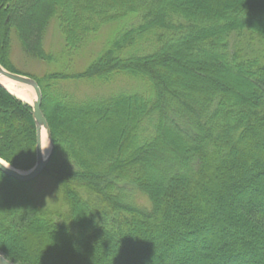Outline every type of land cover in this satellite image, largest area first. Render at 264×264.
Segmentation results:
<instances>
[{
    "label": "trees",
    "instance_id": "16d2710c",
    "mask_svg": "<svg viewBox=\"0 0 264 264\" xmlns=\"http://www.w3.org/2000/svg\"><path fill=\"white\" fill-rule=\"evenodd\" d=\"M51 26L68 67L114 34L77 72L17 71L13 41L51 62ZM0 65L40 89L56 193L42 203L35 180L0 173L5 259L264 264V0H0ZM35 146L31 107L0 85V159L28 171Z\"/></svg>",
    "mask_w": 264,
    "mask_h": 264
},
{
    "label": "rangeland",
    "instance_id": "374dc122",
    "mask_svg": "<svg viewBox=\"0 0 264 264\" xmlns=\"http://www.w3.org/2000/svg\"><path fill=\"white\" fill-rule=\"evenodd\" d=\"M113 29L111 26L104 27L100 33V39L94 40L91 42L87 48H84L83 54L79 55L78 59L74 60V63L76 61V64H72L71 67L67 66V63L65 58L61 57V47H62V37H60V34L58 31H56L52 26L49 27L46 35H45V42L44 47L45 50H47L51 54V62H36L31 61L23 57V55L18 50L15 41L12 43V51H11V61L14 64V67L17 71H19L22 74H28L35 77H42L48 73L52 72H77L80 70V68H84L86 64L91 62L95 55L99 53L100 47L106 41L107 38H110L113 36ZM182 55H185L184 52H181ZM76 56V55H74ZM77 57V56H76ZM75 58V57H74ZM193 60H197L199 58L195 57ZM62 88L68 90L69 93L74 94L78 97H88L91 96L94 93V89L88 87L87 85L79 82H63L60 85ZM135 88V85L131 82H127V85L124 83L121 84H115L110 89L111 92H116V90H130ZM8 90L12 93H15L17 91L21 90H28L30 91L31 99H34V94L31 89L25 88L19 85L11 84V87H8ZM101 95V93L99 94ZM19 98V97H18ZM24 103L31 104L32 100L30 101H24L23 99L19 98ZM47 154L50 150V145L46 149ZM45 152V148H44ZM161 158L163 156L161 155ZM175 166V165H174ZM41 175V174H40ZM38 176L36 179H34L31 190L33 192V195L37 197V200H39L42 203L47 204H55L56 202V193H55V187L52 182V180L49 177H43ZM32 182V181H31ZM167 186L164 184L161 185V189L165 191ZM138 201H141V199H138ZM142 203V201H141Z\"/></svg>",
    "mask_w": 264,
    "mask_h": 264
},
{
    "label": "water",
    "instance_id": "95a60500",
    "mask_svg": "<svg viewBox=\"0 0 264 264\" xmlns=\"http://www.w3.org/2000/svg\"><path fill=\"white\" fill-rule=\"evenodd\" d=\"M0 79L14 85H19L25 88H29L32 90L34 94V99L32 100L31 104H29L32 110V118L35 124V132H36V146H35L36 160L34 166L28 171H19L12 168L10 165H8L7 163H5L0 159V173L18 182L30 183L42 173L53 151V147L50 139L51 137L50 130L41 112V92L37 83L33 79L24 75L8 72L1 65H0ZM0 85L3 88H5L10 94L17 97L14 93L10 92L6 86H4L1 83ZM43 134H45L46 140L49 142L50 145V150L45 157L43 156L44 155ZM0 264H14V263L8 261L0 254Z\"/></svg>",
    "mask_w": 264,
    "mask_h": 264
},
{
    "label": "bare ground",
    "instance_id": "6f19581e",
    "mask_svg": "<svg viewBox=\"0 0 264 264\" xmlns=\"http://www.w3.org/2000/svg\"><path fill=\"white\" fill-rule=\"evenodd\" d=\"M0 83L1 84H3L4 86H6L7 88L8 87H11V83H8V82H6V81H4V80H2V79H0ZM17 97H19V98H21V99H23L24 101H30V100H32L31 99V94H30V91H28V90H21V91H17L16 90V92L14 93ZM43 137H44V140H43V146H44V148H45V152H44V157L46 156V154H47V147L49 146V142L46 140V137H45V134H43Z\"/></svg>",
    "mask_w": 264,
    "mask_h": 264
}]
</instances>
